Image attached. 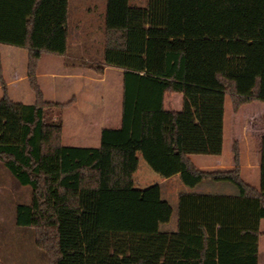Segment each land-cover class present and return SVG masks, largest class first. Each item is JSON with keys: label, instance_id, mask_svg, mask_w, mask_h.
I'll use <instances>...</instances> for the list:
<instances>
[{"label": "trees", "instance_id": "1", "mask_svg": "<svg viewBox=\"0 0 264 264\" xmlns=\"http://www.w3.org/2000/svg\"><path fill=\"white\" fill-rule=\"evenodd\" d=\"M68 23L69 0H0V43L28 50L36 96L11 100L0 54V163L32 189L16 224L34 228L51 264H258L264 122L252 123L264 112L244 106L264 103V0H106L102 65L91 67L121 69L122 115L97 147L63 145L57 111L72 101L46 100L37 78L43 52L67 53ZM246 122L260 140L258 188L242 177ZM194 156L233 167L199 168ZM177 174L190 191L164 232L173 209L161 184ZM204 181L236 193L195 192Z\"/></svg>", "mask_w": 264, "mask_h": 264}, {"label": "crops", "instance_id": "2", "mask_svg": "<svg viewBox=\"0 0 264 264\" xmlns=\"http://www.w3.org/2000/svg\"><path fill=\"white\" fill-rule=\"evenodd\" d=\"M96 16L95 8L80 6V12L76 15L72 30L70 31L68 27L67 53L57 55L43 52L38 64L37 78L44 97L48 101L66 103L63 99H68L72 92L75 93L69 101L75 102L80 108V114L77 115L76 123L87 134L83 140L98 143L100 142L101 131L104 128H117L121 124L123 90L121 69L105 66L104 73L100 75L91 67L93 65H102L103 60L104 32L102 33L101 30L100 32L97 30L98 23L95 19ZM69 38L72 41H69ZM98 38L101 39L98 40ZM99 44L103 46L100 49L97 48ZM0 54L3 78L11 100L23 104L35 103L36 96H33L26 90L27 84H24V82L28 81V50L12 46H7L3 49L0 45ZM43 61L45 62L42 68ZM0 92L1 98V85ZM243 141L242 138L240 143L241 149ZM256 148L254 158H249L248 154L243 155L241 151V167L243 179L248 184L258 188L260 186L259 139ZM217 159V165L212 167L214 170H228L233 167L230 164L221 163V158ZM169 179L166 181H169ZM183 191L190 190L187 187ZM195 192L201 191L195 190ZM177 227L178 216L176 226L169 228V230H164V232H174L177 230ZM258 264H260V249Z\"/></svg>", "mask_w": 264, "mask_h": 264}, {"label": "rangeland", "instance_id": "3", "mask_svg": "<svg viewBox=\"0 0 264 264\" xmlns=\"http://www.w3.org/2000/svg\"><path fill=\"white\" fill-rule=\"evenodd\" d=\"M131 4H136L139 6H145L147 0H130ZM80 6L87 8H95L96 11V21L97 30L104 32V19H105V7L106 0H69V30H72L73 22L76 15L80 12ZM96 6V7H95ZM103 36V35H102ZM101 38H98L100 40ZM72 41L69 38V41ZM103 42V41H102ZM1 47L5 49L7 46H12L14 48L26 50L23 47L14 46L10 44L0 43ZM103 46L97 45L100 49ZM42 62V68L44 66ZM98 74V73H97ZM27 84L25 87L33 96H35L34 91L30 88L28 81L24 82ZM1 93V92H0ZM75 93L70 94V98H64L66 102L71 99ZM229 101V97L227 98ZM230 104L227 106V126L228 122L233 125V130H235V124L237 115L231 114L229 119ZM245 114L246 112H254L257 118L260 114L264 112V103L260 101H253L250 104L244 106ZM58 119L63 125V145L65 146H99L100 142H87L85 137L86 132L82 131L77 126L78 114H80V108L75 102L66 106L60 111H57ZM244 114V113H243ZM245 115H243L244 117ZM264 121L261 118L253 121L252 126L257 127V125H262ZM246 127L248 129H246ZM251 126H247V122L241 128V135L243 137L242 154H248L249 158H254L256 153V147L258 145V136H254L251 133ZM234 132V131H233ZM234 134V133H233ZM235 137V135H233ZM234 139V138H233ZM232 152L227 147V151L224 155L225 159H231ZM198 156H194L195 162L198 164L199 168L214 170L213 166L217 164L215 162L209 161V159H198ZM209 158V157H206ZM202 169V168H201ZM245 171V169H244ZM244 175V174H243ZM245 177V175H244ZM252 183V182H250ZM187 189L183 184L179 174L171 177L169 181L163 182L161 184L162 198L169 202L173 209L171 219L166 224H161L160 229L162 231L169 230V228L175 227L177 224V199L178 194ZM196 191H201L203 193H213V194H234L236 189L233 185L229 183H219L204 181ZM32 198V189L30 186L23 185L4 165L0 163V264H51L47 252L39 248L35 243V230L32 227H21L15 222V210L18 204L30 203ZM260 230L262 233L259 241L260 249V264H264V220L261 221Z\"/></svg>", "mask_w": 264, "mask_h": 264}]
</instances>
